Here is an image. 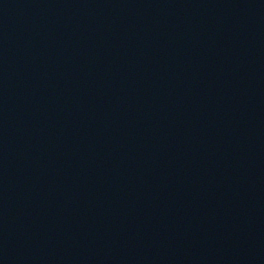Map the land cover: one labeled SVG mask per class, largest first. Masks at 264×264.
I'll use <instances>...</instances> for the list:
<instances>
[{
	"label": "water",
	"instance_id": "obj_1",
	"mask_svg": "<svg viewBox=\"0 0 264 264\" xmlns=\"http://www.w3.org/2000/svg\"><path fill=\"white\" fill-rule=\"evenodd\" d=\"M0 264H264V0H0Z\"/></svg>",
	"mask_w": 264,
	"mask_h": 264
}]
</instances>
